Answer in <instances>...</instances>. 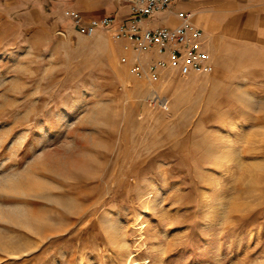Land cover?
Returning a JSON list of instances; mask_svg holds the SVG:
<instances>
[{"label":"rangeland","instance_id":"374dc122","mask_svg":"<svg viewBox=\"0 0 264 264\" xmlns=\"http://www.w3.org/2000/svg\"><path fill=\"white\" fill-rule=\"evenodd\" d=\"M16 1L0 0V264H264V82L229 41L204 37L211 72L148 80L110 31Z\"/></svg>","mask_w":264,"mask_h":264},{"label":"crops","instance_id":"0c3cea01","mask_svg":"<svg viewBox=\"0 0 264 264\" xmlns=\"http://www.w3.org/2000/svg\"><path fill=\"white\" fill-rule=\"evenodd\" d=\"M16 1V0H15ZM28 3L29 15H46L55 22H61L77 30L71 13L78 14L84 25L103 17L114 16L120 22L130 16L128 4L124 0H19ZM193 14L192 22L203 31L204 37L211 35L217 44L228 41L237 59L238 70L247 68L253 76L263 78L264 82V0H178L169 7L140 21L142 28L173 27L179 24V12ZM44 14V15H45ZM110 31L112 28H96ZM93 32V33H94ZM121 43L128 46L125 39ZM129 50V49H128ZM222 49L217 50L218 53ZM152 58L160 57L151 54Z\"/></svg>","mask_w":264,"mask_h":264},{"label":"built area","instance_id":"2783aa9c","mask_svg":"<svg viewBox=\"0 0 264 264\" xmlns=\"http://www.w3.org/2000/svg\"><path fill=\"white\" fill-rule=\"evenodd\" d=\"M124 1L128 4L131 14L126 21L120 22L114 16H107L84 25L77 13L72 12L70 15L77 30L84 35L91 36L98 27L112 28L115 39L127 40L128 47L135 54L132 71L137 76L154 80L166 68L175 69L183 77L191 71L208 73L213 70L210 56L202 47L205 42L203 31L192 22L191 12H179L180 22L173 27L151 29L140 26L143 18L166 10L171 3L178 0ZM152 53L159 54L160 57L152 58ZM145 102L150 107L166 110L169 100L151 88Z\"/></svg>","mask_w":264,"mask_h":264}]
</instances>
